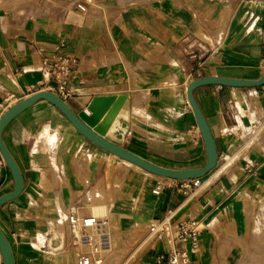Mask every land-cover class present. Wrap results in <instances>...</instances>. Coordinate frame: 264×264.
<instances>
[{
  "label": "crops",
  "instance_id": "obj_1",
  "mask_svg": "<svg viewBox=\"0 0 264 264\" xmlns=\"http://www.w3.org/2000/svg\"><path fill=\"white\" fill-rule=\"evenodd\" d=\"M66 54L79 64L71 93L58 95L92 130L156 165L202 167L207 150L187 89L201 77L264 75V0H0V119L38 91L42 56ZM194 94L218 163L191 197L177 179L92 142L47 99L9 121L3 140L23 189L0 207V229L14 264H75L68 211L77 204L88 214L91 200L107 219L117 264H157L168 253L171 243L152 241L148 228L169 210L205 224L188 264L264 258L256 243L264 241V227L256 232L264 226V86L209 84ZM257 122L247 150L254 138L244 132ZM14 189L0 150V197Z\"/></svg>",
  "mask_w": 264,
  "mask_h": 264
},
{
  "label": "built area",
  "instance_id": "obj_2",
  "mask_svg": "<svg viewBox=\"0 0 264 264\" xmlns=\"http://www.w3.org/2000/svg\"><path fill=\"white\" fill-rule=\"evenodd\" d=\"M78 64V59L69 54L42 56L40 71L43 78L38 85L31 87V90H51L61 96H68L71 93L70 78L77 70ZM173 186L186 197H191L202 186V178L177 179L174 180ZM162 187V184H158L156 189L160 190ZM67 223L73 237L69 250L74 254L75 264H102L103 258L95 256L111 248L107 219L86 214L79 205L73 204L69 207ZM148 230L152 241L164 237L171 243L168 253L157 257V264H163L165 261L167 264H188L189 246L197 247L205 224L196 218L183 217L180 212L169 210L164 217L154 220Z\"/></svg>",
  "mask_w": 264,
  "mask_h": 264
},
{
  "label": "water",
  "instance_id": "obj_3",
  "mask_svg": "<svg viewBox=\"0 0 264 264\" xmlns=\"http://www.w3.org/2000/svg\"><path fill=\"white\" fill-rule=\"evenodd\" d=\"M209 84L238 88H258L264 86V75L261 78L255 80L210 76L195 79L190 83L187 89L188 99L195 113L197 124L204 139L207 150V163L202 167L191 169H170L156 165L144 159L143 157L125 149L123 146L114 143L103 136H100L85 123L81 115L76 114L69 107L66 101L54 91L40 90L15 103L3 114L0 119V150L15 180V189L12 192L0 197V207L3 204L17 198L23 189V178L21 175V171L15 159L4 143L3 130L9 121H11L15 116H17L19 113H21L40 99H47L52 104H54L92 142L110 151L111 153L144 168L151 173L179 180L202 178L206 176L217 166L218 151L210 125L195 98L194 92L198 87ZM0 249L3 255L4 264H14V256L10 242L1 229Z\"/></svg>",
  "mask_w": 264,
  "mask_h": 264
},
{
  "label": "rangeland",
  "instance_id": "obj_4",
  "mask_svg": "<svg viewBox=\"0 0 264 264\" xmlns=\"http://www.w3.org/2000/svg\"><path fill=\"white\" fill-rule=\"evenodd\" d=\"M251 105H253V103H251ZM241 111H243L242 108H241ZM249 111L251 112V110H249ZM261 122L262 123L264 122V115L262 116V119H259V124ZM255 124H256V127H253V128H251V129H249V130H247V131L244 132V134H245L244 137L246 138V141L247 142H249L252 137L254 138V140L251 143H248L247 150L248 149L250 150V148L252 147V145L258 141V139H257V141L255 139H256V134H257V132H258V130L260 128L257 127L259 125L258 122L255 123ZM263 131H264V129H261L260 133L263 132ZM91 204L94 205V202L92 200H91ZM92 205H89V209L87 211L89 212V214L96 215L93 212ZM99 218H103V217H100L99 216ZM256 227H257L256 228V232H257L259 230H262V228L264 226L261 225L260 222H258ZM256 243L260 246L259 247V250L264 249V247H262V246H264V241H259V242H256ZM89 249H90V247H89ZM113 253H114L113 249L112 250H109V251H107V250L106 251H101L100 254H98L95 257H97V258L102 257L103 258L102 264H109L110 261H112L110 264H117L118 261H119V257L117 256V254H115V253L113 254ZM135 260H136V258L134 257L133 259H131V261L128 264H131V262H133ZM255 260H256V264H264V258L263 257H258Z\"/></svg>",
  "mask_w": 264,
  "mask_h": 264
},
{
  "label": "bare ground",
  "instance_id": "obj_5",
  "mask_svg": "<svg viewBox=\"0 0 264 264\" xmlns=\"http://www.w3.org/2000/svg\"><path fill=\"white\" fill-rule=\"evenodd\" d=\"M96 214V213H95Z\"/></svg>",
  "mask_w": 264,
  "mask_h": 264
}]
</instances>
